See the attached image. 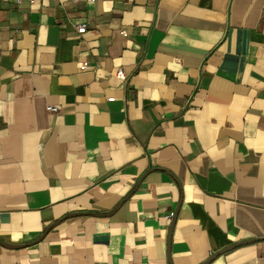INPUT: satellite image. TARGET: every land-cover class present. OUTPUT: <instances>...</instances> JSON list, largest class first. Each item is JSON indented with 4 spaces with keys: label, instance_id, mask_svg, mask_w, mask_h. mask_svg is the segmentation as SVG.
Wrapping results in <instances>:
<instances>
[{
    "label": "crops",
    "instance_id": "obj_1",
    "mask_svg": "<svg viewBox=\"0 0 264 264\" xmlns=\"http://www.w3.org/2000/svg\"><path fill=\"white\" fill-rule=\"evenodd\" d=\"M31 1L0 0V264H264V0Z\"/></svg>",
    "mask_w": 264,
    "mask_h": 264
},
{
    "label": "built area",
    "instance_id": "obj_2",
    "mask_svg": "<svg viewBox=\"0 0 264 264\" xmlns=\"http://www.w3.org/2000/svg\"><path fill=\"white\" fill-rule=\"evenodd\" d=\"M89 1H94V0H89ZM17 2H21V0H17ZM31 2H34L33 0ZM86 31V24H82L78 27V32L79 33H84ZM1 58V55H0ZM88 67V63L87 62H83L80 64V69L81 70H85ZM116 76L120 79H125V75L124 72L122 70H118L116 73ZM47 111L50 113H58L60 108L58 106H53V105H49L47 106Z\"/></svg>",
    "mask_w": 264,
    "mask_h": 264
}]
</instances>
